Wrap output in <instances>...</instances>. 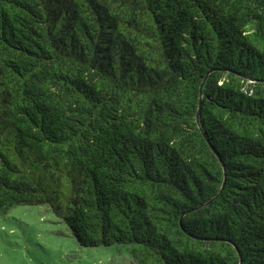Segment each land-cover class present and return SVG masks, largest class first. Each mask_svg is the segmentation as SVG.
Here are the masks:
<instances>
[{
	"label": "trees",
	"instance_id": "16d2710c",
	"mask_svg": "<svg viewBox=\"0 0 264 264\" xmlns=\"http://www.w3.org/2000/svg\"><path fill=\"white\" fill-rule=\"evenodd\" d=\"M43 203L136 264H264V0H0V212Z\"/></svg>",
	"mask_w": 264,
	"mask_h": 264
},
{
	"label": "rangeland",
	"instance_id": "374dc122",
	"mask_svg": "<svg viewBox=\"0 0 264 264\" xmlns=\"http://www.w3.org/2000/svg\"><path fill=\"white\" fill-rule=\"evenodd\" d=\"M132 244L84 246L49 203L0 212V263L136 264Z\"/></svg>",
	"mask_w": 264,
	"mask_h": 264
}]
</instances>
